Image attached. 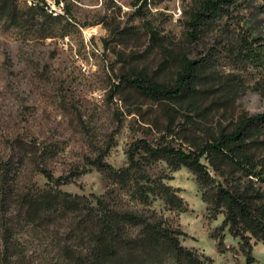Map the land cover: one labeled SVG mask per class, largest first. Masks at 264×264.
<instances>
[{"label": "rangeland", "instance_id": "obj_1", "mask_svg": "<svg viewBox=\"0 0 264 264\" xmlns=\"http://www.w3.org/2000/svg\"><path fill=\"white\" fill-rule=\"evenodd\" d=\"M40 1L53 15H65L55 37L45 39L33 28H8L0 22V158H21L19 167L27 181L42 188L54 186L36 171L42 157L55 176L81 171L60 189L109 200L113 186L90 164L96 159L124 167L130 148L141 140L194 151L195 139L207 129L232 127L242 114L264 111V96L258 89L264 67L231 54L243 49V39L250 33L264 39V14L257 8L264 0H241L234 18L194 40L183 25V11L193 0H163L140 11L135 0ZM31 2L37 0L20 4ZM150 28L158 31L159 45L153 43ZM168 50L211 61L218 77L233 75L239 84L234 98L225 100L218 79H206L201 88L207 91L201 97H206L202 108L208 107L209 114L201 118L119 85L121 75L132 68L143 69L158 81H171L176 67L167 63ZM186 114L204 130L193 128ZM153 171L166 177L164 181L187 207L172 209L159 199L152 205L184 232L182 245L210 257L213 264H246L242 241L229 227L222 233L228 251L219 252L212 234L223 224L224 215L211 218L193 172L186 167L173 170L164 160L154 162ZM114 188V205H136L119 186ZM252 244V264H264V243L252 239Z\"/></svg>", "mask_w": 264, "mask_h": 264}, {"label": "trees", "instance_id": "obj_2", "mask_svg": "<svg viewBox=\"0 0 264 264\" xmlns=\"http://www.w3.org/2000/svg\"><path fill=\"white\" fill-rule=\"evenodd\" d=\"M162 1L135 0L134 6L140 11ZM20 2L0 0V22L8 28H33L45 39L55 37L65 15H53L45 1L23 6ZM241 6V0H193L183 11L187 37L194 40L214 30L234 18ZM257 8L264 14V3ZM150 33L159 45L158 31L150 28ZM241 45L243 49L232 51L233 56L264 67V39L250 33ZM166 60L176 67L171 81H158L145 70L132 68L121 75L119 85L154 103L183 107L201 118L209 114L208 107L202 108L206 97H201L207 91L201 88L206 79H218L215 82L227 101L239 89L233 75H215L207 59L195 60L168 50ZM258 84L264 96V79ZM189 116L193 128L204 130L202 123ZM195 142L196 149L188 152L141 140L130 148L124 167L115 168L102 158L91 162L113 186L109 200L60 189L74 182L79 170L55 176L40 157L36 171L54 185L42 188L25 179L19 167L21 158H0V264H213L210 257L183 246L180 237L184 232L152 208L159 199L172 209L187 210L177 190L164 181L166 177L153 171V163L163 160L173 170L186 167L193 172L211 218L224 215L223 224L212 234L219 252L228 251L222 233L229 227L242 241L246 264H252V239L264 243V111L244 113L232 127L207 129ZM114 186L136 205H114Z\"/></svg>", "mask_w": 264, "mask_h": 264}, {"label": "bare ground", "instance_id": "obj_3", "mask_svg": "<svg viewBox=\"0 0 264 264\" xmlns=\"http://www.w3.org/2000/svg\"><path fill=\"white\" fill-rule=\"evenodd\" d=\"M32 1V0H31Z\"/></svg>", "mask_w": 264, "mask_h": 264}]
</instances>
